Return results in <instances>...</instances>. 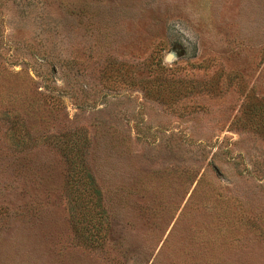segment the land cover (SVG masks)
Returning <instances> with one entry per match:
<instances>
[{
  "label": "rangeland",
  "instance_id": "1",
  "mask_svg": "<svg viewBox=\"0 0 264 264\" xmlns=\"http://www.w3.org/2000/svg\"><path fill=\"white\" fill-rule=\"evenodd\" d=\"M0 264H264V0H0Z\"/></svg>",
  "mask_w": 264,
  "mask_h": 264
},
{
  "label": "trees",
  "instance_id": "2",
  "mask_svg": "<svg viewBox=\"0 0 264 264\" xmlns=\"http://www.w3.org/2000/svg\"><path fill=\"white\" fill-rule=\"evenodd\" d=\"M20 129V128H19ZM22 130V132L21 133H18V137H17V139H16V141H15V144L16 145H19V146H21V145H25L26 143H27V140H28V132L27 131H25L24 129H21ZM73 144V145H72ZM69 146H70V148H69V150L71 151H73V154H72V156L76 159V157H77V151H78V149H77V146H76V143L74 142V143H71V144H69ZM64 147H67V144H64ZM69 152V151H68ZM78 159H80L79 157H77ZM72 169H73V171H72V176H77V177H79L78 176V174H79V168H78V166H77V162H76V164L74 163L73 165H72Z\"/></svg>",
  "mask_w": 264,
  "mask_h": 264
}]
</instances>
